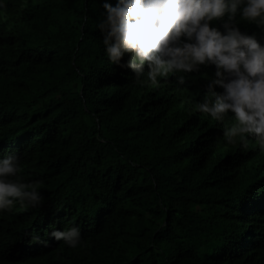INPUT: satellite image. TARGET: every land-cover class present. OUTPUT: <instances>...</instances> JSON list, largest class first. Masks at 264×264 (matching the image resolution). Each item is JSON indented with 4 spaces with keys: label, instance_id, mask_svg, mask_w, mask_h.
<instances>
[{
    "label": "trees",
    "instance_id": "trees-1",
    "mask_svg": "<svg viewBox=\"0 0 264 264\" xmlns=\"http://www.w3.org/2000/svg\"><path fill=\"white\" fill-rule=\"evenodd\" d=\"M102 10L0 6V156L18 150L43 195L0 211V264H264V150L224 141L231 113L194 109L214 65L135 82L104 51ZM238 24L264 43V26ZM73 225L75 247L51 235Z\"/></svg>",
    "mask_w": 264,
    "mask_h": 264
},
{
    "label": "clouds",
    "instance_id": "clouds-1",
    "mask_svg": "<svg viewBox=\"0 0 264 264\" xmlns=\"http://www.w3.org/2000/svg\"><path fill=\"white\" fill-rule=\"evenodd\" d=\"M101 2L96 26L114 65L130 69L135 82L144 83L146 75L154 84L170 73L183 82L202 65H214L194 109L217 121L231 113L234 122L223 129L224 141L236 144L252 135L264 150V43L238 24L244 20L264 26V0ZM217 18L222 28L210 23ZM20 168L18 150L0 156V211H11L17 202L32 207L42 203L39 181H26ZM51 235L75 247L80 228H54Z\"/></svg>",
    "mask_w": 264,
    "mask_h": 264
}]
</instances>
